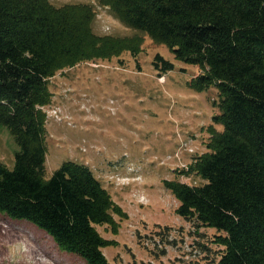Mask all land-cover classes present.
Segmentation results:
<instances>
[{
  "label": "trees",
  "instance_id": "obj_1",
  "mask_svg": "<svg viewBox=\"0 0 264 264\" xmlns=\"http://www.w3.org/2000/svg\"><path fill=\"white\" fill-rule=\"evenodd\" d=\"M99 2L177 60L198 65L202 72L188 81L193 90H218L213 122L223 129L208 127L209 150L183 171L203 183L164 184L179 200V215L197 230L218 231L213 264H264V0ZM95 17L89 3L0 0V124L18 146L11 167L0 162V212L32 222L86 264H114L103 252L114 240L96 225L117 231L114 216L128 214L86 164L68 160L45 176L41 107L52 101L50 79L80 62L141 50L138 39L95 33ZM152 64L160 75L175 68L159 53ZM159 231L172 243L169 227Z\"/></svg>",
  "mask_w": 264,
  "mask_h": 264
},
{
  "label": "rangeland",
  "instance_id": "obj_2",
  "mask_svg": "<svg viewBox=\"0 0 264 264\" xmlns=\"http://www.w3.org/2000/svg\"><path fill=\"white\" fill-rule=\"evenodd\" d=\"M57 6L92 4L93 30L100 35L138 39L140 52H122L111 60L80 62L50 79L52 101L46 112V178L63 162L88 165L112 199L128 214L115 215L118 229L96 225L114 244L103 249L114 264H213L221 249L218 231L177 213L179 200L165 180L199 185L203 180L183 171L207 152L220 114L213 105L218 90L198 92L188 86L198 65L175 58L170 48L123 23L99 0H51ZM159 53L175 63L160 75L152 61ZM18 146L0 124V162L12 166ZM170 232L167 243L158 233ZM207 247V249H206ZM165 251V253H163ZM0 264H86L62 250L44 230L26 219L0 212Z\"/></svg>",
  "mask_w": 264,
  "mask_h": 264
}]
</instances>
